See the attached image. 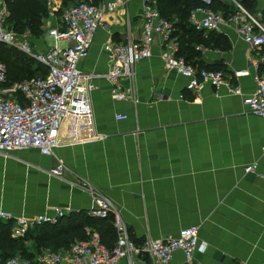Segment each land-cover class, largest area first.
Wrapping results in <instances>:
<instances>
[{"label":"crops","instance_id":"obj_1","mask_svg":"<svg viewBox=\"0 0 264 264\" xmlns=\"http://www.w3.org/2000/svg\"><path fill=\"white\" fill-rule=\"evenodd\" d=\"M47 1L51 13L44 19V33L28 34L37 51L54 45L48 30L59 26L55 7L61 2ZM217 2L230 13L219 10L223 22L203 34L221 35L231 47L197 44L196 63L221 67L227 74L244 70L237 81L240 93L216 91L211 85L190 91L186 77L165 67L157 41L153 55L140 60L134 76L123 81L132 99L115 100L106 78L104 44L139 37L142 0H129L105 17L89 56L80 63L94 86L95 133L83 130L82 139H75L64 126L54 155L36 148L0 154V209L33 217L63 207L69 208V216L89 211V189L95 190L112 202L137 244L149 236L166 238L184 227H199L205 250L196 251L192 260L177 250L168 264H264V118L245 103L256 91L255 73L264 74V45L253 48L246 43L232 19L239 3L264 25V0ZM119 113L128 118L118 119ZM58 158L66 164L62 176L51 174ZM81 218L87 232L93 231V217ZM34 235L26 241L32 259L40 255ZM121 264L164 263L133 255Z\"/></svg>","mask_w":264,"mask_h":264},{"label":"built area","instance_id":"obj_2","mask_svg":"<svg viewBox=\"0 0 264 264\" xmlns=\"http://www.w3.org/2000/svg\"><path fill=\"white\" fill-rule=\"evenodd\" d=\"M129 0H100L98 3L81 0L63 9L59 26L49 28L48 35L55 41L47 50H35L28 39L18 41L19 35L7 27L8 7L0 0V42L16 46L23 53L33 57L47 68L45 74L9 83L7 65L0 60V154L16 150L36 148L42 154L54 155L61 145V131L70 127L75 139H82V131L95 133L91 92L94 89L91 75L80 66L90 53L95 32L104 24L105 17L125 6ZM213 0H203L204 5L196 7L189 22L198 31L216 28L223 22L221 13L209 6ZM143 18L139 37L126 41L108 40L104 50L108 54L109 69L106 78L111 82V94L115 100H131L132 94L123 86L124 80L134 76L138 62L153 55L157 41L162 47L161 57L165 67L188 79L187 88L200 92L207 85L216 91L227 88L240 93L237 81L245 75L244 70L233 74L219 70L198 68L185 57L178 55L179 43L174 36V24L164 17L156 0H142ZM237 23L239 35L251 47L264 45V25L251 15L241 4L232 17ZM256 68L257 63L254 64ZM257 84L255 93L245 97L249 110L264 118V74L254 75ZM216 95H219L216 92ZM118 119H127V114H117ZM66 164L58 158L51 174L62 176ZM248 170H253L248 167ZM87 187V184H83ZM93 206L89 214L97 218L113 215L117 240L112 248L107 247L98 233L86 240L74 242L66 251H46L36 259H26L17 254L0 264H121L124 258L130 261L133 255H148L157 262L168 264L177 250L192 260L196 251L205 250L206 244L199 238V227H184L176 235L166 238L147 237L141 244L135 243L122 216L112 202L95 190H90ZM69 208L55 207L33 217L16 216L0 209V220L13 221L12 235L26 236L29 231L45 223H56Z\"/></svg>","mask_w":264,"mask_h":264},{"label":"trees","instance_id":"obj_3","mask_svg":"<svg viewBox=\"0 0 264 264\" xmlns=\"http://www.w3.org/2000/svg\"><path fill=\"white\" fill-rule=\"evenodd\" d=\"M61 2V12L63 9L73 3L81 0H58ZM98 3L100 0H87ZM8 7L7 27L16 32L19 36L32 35L40 37L44 33V19L51 13L47 0H5ZM161 14L173 22L174 36L179 43L178 55L185 57L193 64L200 57V52L196 45L203 43L212 48L228 50L231 46L223 39L221 35L213 33L204 36L203 31L193 28L189 22L192 11L204 5L203 0H156ZM212 10L218 12L225 10L230 13L225 4L213 0L209 6ZM8 44L0 42V60L7 65L8 81L14 83L22 81L32 76L45 74L47 68L37 62L33 57L23 53L8 54L5 48ZM9 46V45H8ZM19 54L24 55L27 62L21 60ZM199 68L209 70L224 71L221 67H204L205 65L198 61ZM30 65V66H29ZM225 72V71H224ZM89 212L72 213L69 216H63L56 223H45L29 231L26 236L15 237L12 235L13 221L0 220V257L5 260L17 254L23 258L32 259L33 253L29 251L26 241L29 236L34 234L35 251L41 254L46 251H66L78 240H86L93 233H98L102 242L109 248H112L117 240V231L113 224V215L107 218L93 217L96 225L90 233L85 229L84 220L81 218ZM91 217V215H90ZM36 231L34 232V230Z\"/></svg>","mask_w":264,"mask_h":264},{"label":"rangeland","instance_id":"obj_4","mask_svg":"<svg viewBox=\"0 0 264 264\" xmlns=\"http://www.w3.org/2000/svg\"><path fill=\"white\" fill-rule=\"evenodd\" d=\"M52 1V3H54L55 2V0H51ZM59 4V3H58ZM61 4V3H60ZM51 5V4H50ZM53 5H51V7H52ZM59 6H57V7H55V9L57 8V14L61 11V8H58ZM54 9V10H55ZM56 15V14H55ZM60 16V15H59ZM58 20H59V22H60V17L58 18ZM24 39H28V40H30V38H29V36L28 35H23V36H19L18 37V41L20 42V41H22V40H24ZM5 48L8 50V54H10L11 52H13V53H16V52H18V53H21L20 51H19V48H17L16 46H11V45H7V46H5ZM17 54V53H16ZM19 57L21 58V60H24V62H27V58L24 56V55H21V54H19ZM30 66V65H29Z\"/></svg>","mask_w":264,"mask_h":264}]
</instances>
